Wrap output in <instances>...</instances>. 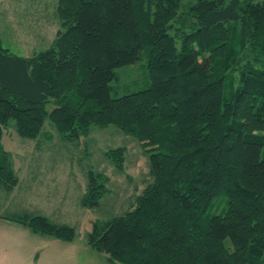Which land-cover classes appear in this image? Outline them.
<instances>
[{
  "label": "trees",
  "instance_id": "16d2710c",
  "mask_svg": "<svg viewBox=\"0 0 264 264\" xmlns=\"http://www.w3.org/2000/svg\"><path fill=\"white\" fill-rule=\"evenodd\" d=\"M56 11L47 48L22 56L0 40V138L10 120L36 138L48 118L64 141L113 124L150 151L135 206L92 225L88 243L110 261L264 264V0H57ZM140 59L150 83L111 97L115 70ZM124 154L105 151L119 171ZM0 181L18 182L3 150ZM103 182L88 171L83 206ZM6 218L75 236L44 215Z\"/></svg>",
  "mask_w": 264,
  "mask_h": 264
},
{
  "label": "rangeland",
  "instance_id": "374dc122",
  "mask_svg": "<svg viewBox=\"0 0 264 264\" xmlns=\"http://www.w3.org/2000/svg\"><path fill=\"white\" fill-rule=\"evenodd\" d=\"M56 9L57 0H0L2 44L11 53L22 56L47 48L61 28ZM115 72L116 78L110 82L111 97L142 89L150 83L144 59L117 68ZM53 105L50 100L46 109L51 110ZM57 134L46 118L36 138H23L10 120L0 138V157L2 150L7 153L20 179L12 192L1 194L0 191V214L28 210L36 215H48L51 221L67 224L75 231L72 241L30 234L32 239L25 242L20 264H121L93 249L88 237L94 223L111 220L135 206L136 197L152 181L150 151L113 124L92 125L86 136L71 141H64ZM116 147L125 148L123 171L105 155L106 150ZM30 168L40 175L37 182L25 177ZM89 170L100 173L108 189L94 207L81 203L88 187ZM5 197L8 202L4 204ZM218 200L221 206L217 213L226 205L222 197ZM13 236L0 230V249H14ZM226 243L229 245L228 240ZM35 247L36 260L29 253ZM0 264H11V258L0 259Z\"/></svg>",
  "mask_w": 264,
  "mask_h": 264
},
{
  "label": "crops",
  "instance_id": "0c3cea01",
  "mask_svg": "<svg viewBox=\"0 0 264 264\" xmlns=\"http://www.w3.org/2000/svg\"><path fill=\"white\" fill-rule=\"evenodd\" d=\"M5 132H6V129L2 132V136ZM59 138H60V136H59ZM12 169L14 170V172L18 178V182H19L20 179H19V176L17 174L18 170L15 167H13V165H12ZM31 169L32 168H30L29 170L27 169L28 172H27V175L25 177L33 178L34 181L37 182V179H39L40 175L37 174L36 170H34V169L31 170ZM21 179H23V178H21ZM18 182H17V184H18ZM16 185L12 189H8L0 181L1 194H3V191H5L7 193L12 192L14 189H17ZM6 202H8V199L5 197L3 203L5 204ZM3 203H2V205H3ZM24 212L30 213L32 215H36V213H32L31 211L29 212L28 210H19V212L14 211V212H11L10 214L4 215V216L0 214V230L7 232V233H13L14 236L12 238V242H15V244H16L15 248L11 249L10 251H8V250H6V248L2 247L0 249V257H1L0 259H2V258L4 259V257H10L11 258V264H20L21 263V261H22L21 259L23 258L24 254H25L24 245H25L26 240L32 239L30 234H33V235L39 234V233L33 232L28 226H26L24 224H21V223H18V222H15V221H12V220H9L6 218V217L14 216L17 214H21ZM44 216L48 217L51 220L50 216H48V215H44ZM40 235H42V234H40ZM8 246H11V244H8ZM31 246H32V244H31ZM29 251H30L29 253H31V255H32V258L34 260H36V258L38 257V255L35 252L36 247L32 248Z\"/></svg>",
  "mask_w": 264,
  "mask_h": 264
}]
</instances>
